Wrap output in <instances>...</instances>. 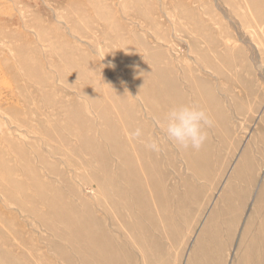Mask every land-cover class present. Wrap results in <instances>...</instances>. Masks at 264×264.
Wrapping results in <instances>:
<instances>
[{
    "label": "rangeland",
    "instance_id": "1",
    "mask_svg": "<svg viewBox=\"0 0 264 264\" xmlns=\"http://www.w3.org/2000/svg\"><path fill=\"white\" fill-rule=\"evenodd\" d=\"M0 264H264V0H0Z\"/></svg>",
    "mask_w": 264,
    "mask_h": 264
},
{
    "label": "clouds",
    "instance_id": "2",
    "mask_svg": "<svg viewBox=\"0 0 264 264\" xmlns=\"http://www.w3.org/2000/svg\"><path fill=\"white\" fill-rule=\"evenodd\" d=\"M213 119L208 111L195 104H178L170 106L158 126L164 139L177 150L199 151L208 139V129L213 126ZM132 135L150 152L162 151L160 140L148 136L145 138L143 129L137 127Z\"/></svg>",
    "mask_w": 264,
    "mask_h": 264
}]
</instances>
